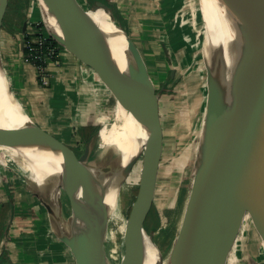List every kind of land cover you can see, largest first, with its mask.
I'll return each instance as SVG.
<instances>
[{
	"label": "water",
	"instance_id": "water-1",
	"mask_svg": "<svg viewBox=\"0 0 264 264\" xmlns=\"http://www.w3.org/2000/svg\"><path fill=\"white\" fill-rule=\"evenodd\" d=\"M36 1L49 36L107 77L110 85L114 80L134 108L137 124L127 151L118 150L99 163L93 151L100 128L77 155L26 112L28 118L20 125H7L0 106V133L16 148L41 158L48 170L38 192L26 189L45 209L50 232L68 248L75 264H108L100 241L103 216L132 165L142 157L139 188L125 215V252L132 264H160L153 240L156 229L144 226L143 211L151 204V178L160 145L161 90L155 88L141 51L116 19L111 3L95 1L85 7L78 0ZM207 1L203 33L207 93L196 155L201 176L178 264H222L251 197L264 212V0ZM2 6L0 0V25ZM89 11L110 15L108 45L96 39ZM26 24L20 33L21 50ZM164 51L168 57L165 46ZM61 182L68 184L74 205L67 231L61 221L62 206L50 203Z\"/></svg>",
	"mask_w": 264,
	"mask_h": 264
},
{
	"label": "rangeland",
	"instance_id": "rangeland-1",
	"mask_svg": "<svg viewBox=\"0 0 264 264\" xmlns=\"http://www.w3.org/2000/svg\"><path fill=\"white\" fill-rule=\"evenodd\" d=\"M174 1L175 13L174 11L172 13L175 15V26L170 35L166 31H161L162 28L154 32L149 28L143 30L139 26L134 27L131 34L147 64L155 88L161 90L160 145L151 178V204L146 212L143 211V224L150 230L154 223L151 205L158 215V227H161L169 221L178 203L180 191L187 182L185 173L188 161L194 144L199 140L201 128L198 130V124L201 116L203 120L205 114L202 102L207 93L208 70L203 47L204 20L200 0H192V4L187 0ZM24 21L26 23L41 21L37 1L3 0L0 25L2 30L4 32L11 30L10 34H19ZM172 33L177 35L172 37ZM162 45L170 50L179 47L176 59H166ZM60 65L59 58L58 66ZM171 70L174 71L173 75ZM5 76L10 90L15 95L6 70ZM48 77L50 78V71ZM82 82L84 97L78 110L79 115L82 114L81 120L85 124L89 122L93 126L98 125L99 128L104 124L110 125L114 99L108 90L109 79L91 69V72L84 74ZM202 82L203 90L200 88ZM47 86L49 83L45 87ZM198 86L199 89L195 91ZM193 89L194 91H190ZM190 92H193L192 97ZM15 97L17 98L16 95ZM195 98L200 101L196 103ZM80 124L77 123L72 128L73 140L66 143L77 155L83 148L78 139ZM70 125L73 126L74 123H67L65 126L67 128ZM70 131L69 128V134ZM68 133L65 132L66 135H69ZM116 152L118 149L115 146L103 142L100 133L96 136L93 154L97 162L107 161ZM141 167L142 157L132 165L127 175L129 177L125 178L121 186L125 196L124 215L129 213L131 203L137 194ZM4 208L6 210L0 238V254L2 251L5 253L3 258H0V264H12L11 254L15 243L28 237L36 239L41 228L49 230V227L42 205L29 193L19 176L9 166L0 162V212ZM124 252L125 247L122 245L120 253ZM222 264H264V212L255 196L250 198L244 209Z\"/></svg>",
	"mask_w": 264,
	"mask_h": 264
},
{
	"label": "bare ground",
	"instance_id": "bare-ground-1",
	"mask_svg": "<svg viewBox=\"0 0 264 264\" xmlns=\"http://www.w3.org/2000/svg\"><path fill=\"white\" fill-rule=\"evenodd\" d=\"M187 2L192 4V0H187ZM200 4L204 20V15L208 13L210 5L207 0H200ZM89 18L96 39L100 44L108 45L110 15L107 13L103 14V12L89 11ZM61 49L64 51L63 47ZM203 84V82L200 84L201 89L204 88ZM198 89L199 86L195 91ZM190 91H194V89ZM109 92L114 99L113 110L111 112L112 121L110 125L104 124L100 128V135L105 144L109 146L113 145L119 151L125 152L130 145L137 124L134 115L135 111L114 80L109 85ZM192 93H189L190 97H192ZM199 101V99L195 98L196 103ZM205 101L206 97L202 102V104L204 103L203 107H205ZM0 106L5 110V123L7 125L18 126L28 118V115L24 113L25 111L20 101L15 99L9 91L8 79L3 74L0 75ZM202 123L201 116L198 130L201 128ZM198 144L199 140L193 146L185 173L187 182L183 190L180 191L178 203L169 221L163 226L158 227L153 233V240L160 255V264H178L179 249L192 215L194 197L201 176V171L196 168ZM0 162L9 166L19 176L25 187L33 192L39 191L42 182L48 176V170L41 158L16 148L1 133ZM50 203L52 205L59 203L62 206L61 221L64 229L67 231L68 221L74 211L67 183L61 182L59 189L51 194ZM124 207L125 196L120 189L104 213L100 231L102 251L108 264H132L131 258H129L126 252L120 253L121 246L125 247L124 243L128 229V220L124 215Z\"/></svg>",
	"mask_w": 264,
	"mask_h": 264
},
{
	"label": "crops",
	"instance_id": "crops-1",
	"mask_svg": "<svg viewBox=\"0 0 264 264\" xmlns=\"http://www.w3.org/2000/svg\"><path fill=\"white\" fill-rule=\"evenodd\" d=\"M78 1L85 7L95 1L111 3L116 19L127 30L130 37H132L133 28L138 26L143 30L149 28L154 32L162 28L161 31H166L169 35L175 26L174 0ZM9 31L4 32L2 27L0 28V51L4 68L9 75L10 85L14 87L15 95L24 111L39 126L64 143L72 141V128L79 123L77 122L80 117L78 110L84 97L82 78L84 74L91 72L92 68L75 54L60 48L61 65L53 63L49 65V86L42 87L38 84L35 69L24 59V51L21 50L20 42L21 32L10 34L12 31ZM176 35L172 33V37ZM162 48L165 55L164 45ZM166 49L168 59H176L179 47L172 48V50L166 47ZM165 58H167L166 55ZM72 122L74 125L66 128L65 125ZM69 128L70 134L68 133ZM39 231L36 239L28 237L15 243L11 254L12 264H75L68 248L56 240L49 230L41 228Z\"/></svg>",
	"mask_w": 264,
	"mask_h": 264
},
{
	"label": "built area",
	"instance_id": "built-area-1",
	"mask_svg": "<svg viewBox=\"0 0 264 264\" xmlns=\"http://www.w3.org/2000/svg\"><path fill=\"white\" fill-rule=\"evenodd\" d=\"M22 39L24 59L35 69L39 85L45 87L50 82L49 65H58L62 46L49 36L42 21H28Z\"/></svg>",
	"mask_w": 264,
	"mask_h": 264
},
{
	"label": "trees",
	"instance_id": "trees-1",
	"mask_svg": "<svg viewBox=\"0 0 264 264\" xmlns=\"http://www.w3.org/2000/svg\"><path fill=\"white\" fill-rule=\"evenodd\" d=\"M54 43H56V42H54ZM57 44V43H56ZM166 59H168V57L166 58ZM149 70V69H148ZM149 74H150V72H149ZM85 82V81H84ZM108 90H109V88H108ZM202 114V113H201ZM200 114V115H201ZM81 116H82V114H81ZM81 116L80 117H78V120H77V122L79 121V123H81L80 124V127L78 128V135H79V141L82 143V144H84V142L85 141H87L89 138H90V136L93 134V133H95V131H97V129L99 128L98 127V125H96V126H93V125H91V123H89V122H87V124H85V122H83L82 120H81ZM84 119V118H83ZM85 120H87V119H85ZM82 123H84V124H82ZM160 144V143H159ZM5 208H6V206H5ZM3 209L1 212H0V238H1V231H2V225H3V222H4V215H5V210L6 209ZM151 210H152V213H153V219H154V223L152 224V227H153V229H157L158 228V218H157V214H156V212H155V210L153 209V206L151 205ZM4 253H5V251H2L1 252V254H0V258H3V256H4Z\"/></svg>",
	"mask_w": 264,
	"mask_h": 264
}]
</instances>
